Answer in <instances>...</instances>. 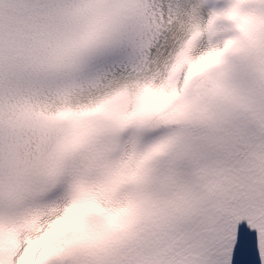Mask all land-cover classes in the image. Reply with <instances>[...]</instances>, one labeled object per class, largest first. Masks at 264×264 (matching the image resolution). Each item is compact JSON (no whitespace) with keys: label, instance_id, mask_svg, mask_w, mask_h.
<instances>
[{"label":"snow or ice","instance_id":"obj_1","mask_svg":"<svg viewBox=\"0 0 264 264\" xmlns=\"http://www.w3.org/2000/svg\"><path fill=\"white\" fill-rule=\"evenodd\" d=\"M0 264H264V0H0Z\"/></svg>","mask_w":264,"mask_h":264}]
</instances>
